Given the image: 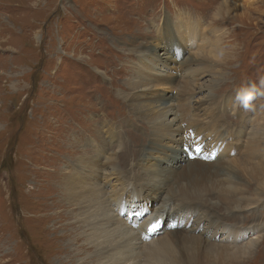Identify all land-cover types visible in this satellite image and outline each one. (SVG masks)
<instances>
[{
  "label": "rangeland",
  "instance_id": "obj_1",
  "mask_svg": "<svg viewBox=\"0 0 264 264\" xmlns=\"http://www.w3.org/2000/svg\"><path fill=\"white\" fill-rule=\"evenodd\" d=\"M209 1L0 0V264H79L59 238L65 222L53 218L62 204L57 196L62 176L80 165L77 153L90 158L94 146L108 147L102 129L108 124L119 142L125 144L129 133L144 139V123L128 108L147 69L145 47L153 42L184 49L187 25L198 20L213 25L221 1L238 9L234 20H223L221 12L214 22L223 35L214 69L225 74L213 87L212 105L223 100L237 108L224 107L221 114L235 142L230 162L254 164L245 157L242 139L254 124L255 110L264 108V0H217L211 7ZM200 82L205 90L211 87L208 76ZM173 93V88L157 89L159 96ZM193 107L204 118L202 107ZM247 181L251 192L256 183ZM218 205L214 212L225 223L264 229V199L255 212L242 214ZM258 255L263 258L253 255L247 264H264V244ZM158 259L182 261L177 255L171 263L165 254Z\"/></svg>",
  "mask_w": 264,
  "mask_h": 264
},
{
  "label": "bare ground",
  "instance_id": "obj_2",
  "mask_svg": "<svg viewBox=\"0 0 264 264\" xmlns=\"http://www.w3.org/2000/svg\"><path fill=\"white\" fill-rule=\"evenodd\" d=\"M244 1L250 4L256 0ZM217 2L210 0L208 5ZM237 9L221 1L214 22L221 12L223 20H234ZM214 22L206 27L199 20L191 21L185 29L190 39L184 49L180 44L170 47L153 42L145 47L147 69L128 108L144 123V139L129 133L125 144L119 142L115 129L107 123L102 129L108 147L94 146L96 154L90 158L77 153L80 165L62 176L57 194L62 204L53 218L59 224L65 222L59 238L71 249V258H80L77 263L139 264L144 259V264H162L160 254L169 257L170 263L176 255L182 257L179 264H247L253 255L263 258L258 253L264 244V229L255 225L242 228L243 221L227 224L213 209L220 203L227 212H255L264 199V108L255 110L254 124L242 139L245 157L254 159V164L231 163L235 142L221 114L224 107L237 108L231 103L225 106L223 100H219L220 106L219 101L212 105L213 87L225 74L214 69L222 56L223 37ZM175 48L182 49L176 56ZM157 51H161L158 56ZM207 76L209 90L200 82ZM160 86L176 93L159 96ZM204 90L206 96L194 101ZM191 102L200 105L194 108L191 104L197 111L202 107L204 118L191 111ZM248 178L256 183L251 192ZM125 212L133 218L128 220ZM152 222H157L158 228L150 236L147 228ZM216 241L219 244L212 243Z\"/></svg>",
  "mask_w": 264,
  "mask_h": 264
}]
</instances>
